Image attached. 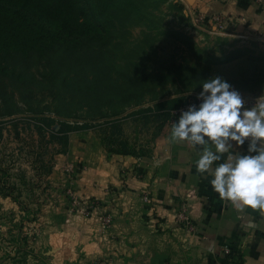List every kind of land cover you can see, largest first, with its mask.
Segmentation results:
<instances>
[{"label": "rangeland", "instance_id": "rangeland-1", "mask_svg": "<svg viewBox=\"0 0 264 264\" xmlns=\"http://www.w3.org/2000/svg\"><path fill=\"white\" fill-rule=\"evenodd\" d=\"M142 4L146 5L144 13V8L141 11L139 9L140 12L128 11L123 5L117 9L105 7L104 11L97 13L90 25V33L103 34L108 41L102 51L103 66L84 65L75 69L78 78L73 82V88L76 91L65 95V100L70 98L72 107L68 113L71 116L57 115L55 103L59 102L54 100L57 99L56 95L54 97L39 84L34 101L39 102V107L47 111L45 116L50 120L40 121L37 118L41 115L28 112L21 101V93L17 91L13 100L18 112L0 118V264H39L31 255L26 257L27 263H17L19 257H24L23 253L17 252L19 246L22 250L32 249L36 254L43 252L51 264H109L104 253L93 259L85 258L81 249L74 244L72 227L65 222L67 212L57 210L58 200L63 197L50 188L47 179L58 154H66L68 150V146L64 148L60 137L53 136L51 130L59 128V120L72 125L88 121L85 115L91 108H82L78 102L85 99H107L106 92H79L78 86L85 87L89 84L86 76H93L98 80H105L110 76L107 85L110 83L111 86L129 82L136 84L137 93L144 96L143 105L128 104L121 107L125 111L122 115L141 106H151L152 99L164 100L176 95L183 99L202 91L200 86L177 93L179 84L172 75L165 74L172 64H192L207 70L213 77L223 78L242 97L264 94V39H254L247 35L235 36L228 30L220 34H209L193 25L182 9L169 0H143ZM79 20L82 21L81 18ZM97 44V41L93 42V45ZM60 52L62 50L57 53ZM199 56L204 60H200ZM28 64V69L32 71H43L38 60L29 61ZM127 72L133 74L131 81L125 80L124 74ZM7 85L9 90L15 87L9 81ZM108 92L110 93L109 89ZM1 103L0 99V105ZM97 109L94 108L93 112ZM103 111L110 113L109 107ZM101 121L102 119H98L93 123ZM39 122L42 123V131L37 129L36 123ZM165 126L155 117L137 115L71 133L81 142L91 133L105 152H110L107 148L109 146L123 149V143L124 150L132 156L141 157L151 155ZM65 192L63 190L60 193L67 195ZM5 195L17 196L18 202ZM34 215L35 219L31 220ZM58 235L63 236H60L63 244L56 242ZM224 249L216 255L215 264L229 263L223 259L227 253ZM182 261L185 264H197L189 258Z\"/></svg>", "mask_w": 264, "mask_h": 264}, {"label": "crops", "instance_id": "crops-1", "mask_svg": "<svg viewBox=\"0 0 264 264\" xmlns=\"http://www.w3.org/2000/svg\"><path fill=\"white\" fill-rule=\"evenodd\" d=\"M183 1L207 16L231 18L227 30L235 36L264 39V11L253 0ZM170 132L171 126H165L151 155L142 157L105 152L91 133L83 142L69 134L68 150L58 154L47 179L63 197L57 210L67 212L74 244L85 258L104 253L109 264H185L187 258L215 264L224 247L241 252L242 264H264V214L251 208L237 211L222 200L211 186L212 176L197 172L200 146L172 143ZM249 139L242 146L230 142L232 153L247 154ZM68 163L73 166L70 183L63 172ZM67 187L73 198L60 193ZM144 194L150 202L142 200ZM182 206L194 231L174 219ZM100 215L109 216L107 226ZM60 236L56 242L63 244Z\"/></svg>", "mask_w": 264, "mask_h": 264}, {"label": "trees", "instance_id": "trees-1", "mask_svg": "<svg viewBox=\"0 0 264 264\" xmlns=\"http://www.w3.org/2000/svg\"><path fill=\"white\" fill-rule=\"evenodd\" d=\"M142 3L143 0H0V99L2 101L0 118L18 112L13 100L14 93L17 91L21 93V101L28 112L37 116L41 115L37 118L40 121L50 120L45 116L47 111L39 107V102L34 101L38 94L39 84L54 97L56 95L57 99L54 100L59 102L55 103L57 115L71 116L68 112L72 105L69 103L70 98L67 97L69 100H65V95L68 92L75 93L76 91L73 88V82L78 78L75 69L84 65L87 67L103 66L101 63L103 60L102 51L106 48L108 41L103 34L90 33V25L96 19L97 13L104 11L105 7L117 9L122 8L121 5L128 11H139V9L141 11V8H144L142 11L144 13L146 5L143 6ZM171 3L182 9L180 4ZM80 18L82 21L79 20ZM94 41H97L98 44L93 45ZM25 46L28 49H19V47ZM10 47L14 49H8ZM94 49L96 51H93ZM60 50L62 52L57 53ZM198 58L204 60L200 56ZM34 60H38L40 66L43 67L41 73L28 69V62ZM165 74L172 75L175 82L179 84L180 87L176 89L177 93L189 91L191 87H202L204 80L213 77L209 71L192 64L187 66L172 64ZM124 77L125 80L131 81L133 74L127 72ZM86 79L89 84L85 87L78 86L79 92L89 94L91 92H106L107 99L96 98L91 101L83 99L84 101L78 102L82 108L86 106L91 108V111L85 115L88 121L72 125L67 121L59 120V128L55 131L51 130V134L60 137L64 148L68 146L69 133L108 125L126 117L149 115L160 120L161 124H165L170 111L181 106L185 99L179 95L164 100L152 99L151 106H141L122 115L125 111L121 107L128 106V104L143 105L144 96L142 93H137L136 84L129 82L124 85L111 86L110 83L107 85L108 80L111 79L110 76L105 80H98L93 76L91 78L86 76ZM8 81L15 84L13 89L9 90ZM79 83L77 84L80 85ZM62 94L64 96L61 97ZM93 107L96 109L98 107L97 111L93 112ZM107 107H109L110 113L103 111ZM98 119H102V121L98 124L93 123ZM41 124V122L36 123L39 131H42ZM121 147L123 149H113L111 146L107 148L110 153L131 155L127 150H124L123 143H121ZM5 196H11L18 202L17 196ZM34 219L35 215L31 220ZM18 248L17 252L24 255V257H19L18 261L20 262L31 255L37 259L39 264H51L43 252L36 254L32 249L22 250L20 246ZM223 259L233 264H242L244 260L243 254L233 247L229 248Z\"/></svg>", "mask_w": 264, "mask_h": 264}, {"label": "clouds", "instance_id": "clouds-1", "mask_svg": "<svg viewBox=\"0 0 264 264\" xmlns=\"http://www.w3.org/2000/svg\"><path fill=\"white\" fill-rule=\"evenodd\" d=\"M197 99L202 101L198 108L189 106L172 123L170 142L200 146L197 172L212 176L210 183L219 197L237 211L251 208L264 214V95L245 108L239 91L216 76L204 80ZM246 139L247 154H233L230 142L242 146Z\"/></svg>", "mask_w": 264, "mask_h": 264}, {"label": "built area", "instance_id": "built-area-1", "mask_svg": "<svg viewBox=\"0 0 264 264\" xmlns=\"http://www.w3.org/2000/svg\"><path fill=\"white\" fill-rule=\"evenodd\" d=\"M170 2L180 4L182 6V11L189 17L190 21L193 25L199 26L204 29L209 34H220L221 32H225L227 28L233 23L232 19L229 17H225L221 14H213L210 16L205 15L202 12H199L196 9L190 8L183 0H169ZM256 5H258L262 11H264V0H253ZM264 95V94H263ZM199 96L198 92H195L191 95L185 97L184 102L181 106L176 109H172L170 111V115L166 120V126H172V123L178 122L181 112L186 111L189 106L196 105L197 108L199 104L202 102L201 100L197 99ZM258 96H247L242 97L244 101L245 108H251L254 106ZM65 178L68 183H70L73 179V166L71 163H68L64 166ZM66 193L70 198H73L72 190L70 187H67ZM144 202H150V198L148 194H144L142 197ZM86 211V210H84ZM100 219L102 221L103 226H107L109 224V216L100 215ZM174 219L177 223H182L189 231H194L195 227L190 222L189 217L187 215L186 209L182 206L176 211L174 215ZM226 252L229 251L227 247L224 249Z\"/></svg>", "mask_w": 264, "mask_h": 264}]
</instances>
